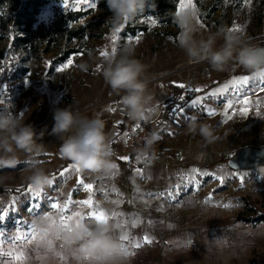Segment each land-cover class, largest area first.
<instances>
[{
	"label": "rangeland",
	"instance_id": "374dc122",
	"mask_svg": "<svg viewBox=\"0 0 264 264\" xmlns=\"http://www.w3.org/2000/svg\"><path fill=\"white\" fill-rule=\"evenodd\" d=\"M97 2L98 0H69L67 8L64 2L52 4L41 11L36 31L30 35L17 30L11 19L19 8L9 9V21L3 28L4 35L0 41V69H3L0 71V88L6 86V91L0 94V98L8 96L13 99L15 105L17 102L22 104L24 116L30 114V109L35 113L41 111L37 118H41L45 113L44 109L51 104H55V110L69 105L73 111L91 108L89 113L95 112L100 117L109 111V107L115 109L121 97L111 99L119 95L113 93L103 79L101 74L103 56L100 54L105 46L108 52L112 51V31L108 23V18L112 13L98 8ZM193 2L198 9L200 21L197 38H207L209 34L216 33L221 27L233 28L234 25H241L245 36L252 39L251 43L264 46V0H248V2L246 0H222V2L210 0V4L203 2L202 4L206 7L205 13H209L210 9H216L210 18L204 14L201 7L196 5L195 0ZM90 3L96 4V7H89ZM78 10H92V12L78 22L65 24L63 16L68 12ZM153 20L156 21L155 25L150 19H141L137 22L146 23L151 27L150 33H140L142 36L139 43L135 41L137 35L128 34L127 26L130 20L123 26L116 41V50H122L127 44L135 45L136 58L146 66L145 76L148 83L172 82L189 87L191 84L199 86L230 75L222 82H231L233 78L248 76L251 84V87L244 85L239 89L231 86L228 92L219 97L205 98L199 107H184L183 113H180L176 120L173 119L169 124L164 123L160 130H188L190 119H186L185 116L195 115L199 122L211 125L213 130H222L223 135L229 130H240L239 143L236 142L234 147L238 144L240 148L264 147V111H257V109L253 111L250 108L254 96L264 97V81L254 80L249 73L233 75L235 71L243 69L236 64H230L225 71H214L207 61H190L186 53L177 46L178 35L171 34V32L179 33L180 29L176 27L168 29L156 19ZM81 24L90 26L88 34L91 36L82 45L83 50L72 54L65 62L56 63L55 61L61 56L68 42L67 40L61 41L47 51V45L44 43L47 41L49 28L55 25H65L71 28ZM156 30L158 33H154ZM25 36L29 38L28 45H22L23 43L19 41ZM129 38H132L131 42ZM223 42V39H218L216 47L222 45ZM36 45L38 46L35 47ZM89 53L95 58L94 60L90 59ZM69 60H72V65L63 68ZM81 63L88 64L87 72L80 70ZM57 68H63V70L56 71ZM229 103L232 104V108L227 107ZM254 104L256 105L255 102ZM203 105L214 110L215 114L208 115ZM245 107L248 111L246 115H243L240 110ZM229 116L231 119L228 118ZM116 125L118 126L117 123ZM254 130H257L258 136ZM231 148L233 147L230 146ZM57 151L55 150V153ZM235 152L236 150L233 149L225 150L224 153L234 155ZM53 158L52 155L47 154L43 158H38L49 173L54 170L51 166ZM239 173L245 174L243 182L238 178L233 184H225L224 187V190L232 194L224 203L229 204L230 207L223 206L221 210V214L229 216V220L224 224L227 229L217 232L218 237L215 241L212 238H202L197 241L216 243L220 250V264H264V221L253 224L245 220L247 217L264 214V165L244 169ZM25 175L23 163L15 169H0V214L5 208L9 213L0 223V227H3L6 233H14L18 228L21 231H28V225L35 217L46 212H57L50 209L45 197H56L61 203L64 202L61 198L60 186L54 182L51 186L43 188L42 198L38 200L30 198L23 191L16 192L17 188L23 189L29 185L24 180ZM13 196L17 197L15 205L11 204ZM37 203L39 207H33ZM54 244L57 248L60 247L59 240H54ZM4 247L5 250L11 247L10 242ZM33 249L34 245H29L25 249L26 259L23 264H52V261L46 258L42 248ZM64 257L63 260L58 257L56 264H73L71 257ZM0 264H13V261L11 257H0Z\"/></svg>",
	"mask_w": 264,
	"mask_h": 264
},
{
	"label": "clouds",
	"instance_id": "9594fccd",
	"mask_svg": "<svg viewBox=\"0 0 264 264\" xmlns=\"http://www.w3.org/2000/svg\"><path fill=\"white\" fill-rule=\"evenodd\" d=\"M154 0H107L112 13L108 18L111 31L120 29L129 20L152 8ZM198 9L177 10L173 14L174 22L180 29L176 38L181 48L192 62L207 61L214 71H225L230 64H236L246 70L254 80L264 81V46L246 42L243 31H231L221 27L207 38H197L200 22ZM218 39L223 44L216 47ZM90 59L95 58L89 53ZM101 74L112 92L121 96L122 110L129 119L143 121L149 119L153 111L148 93L146 66L136 58L135 45L127 44L122 50L110 51L103 56ZM87 72V63L79 65ZM32 109H30L31 113ZM54 125L51 134L58 136L61 158L77 164L81 171L89 173H110L117 169L116 155L112 143L105 132V122L100 116L92 118L79 116L71 105L57 108L53 115ZM24 111L14 112L8 107L0 108V169H15L21 163L25 165L24 180L36 188H45L53 183V176L38 159L45 146L40 143L42 137L32 124L26 122ZM189 133L201 135L206 142L214 139L211 125L198 121L193 115L188 122ZM160 139L157 131L144 137V145L135 148L136 159L150 164L155 158L154 144ZM58 212H46L35 217L33 222L39 236V248L46 258L56 264L59 254L71 257L73 264H129L131 252L126 242L115 234V225L98 221H70L66 227L58 228ZM59 235L60 247L49 239ZM62 245V247H61Z\"/></svg>",
	"mask_w": 264,
	"mask_h": 264
},
{
	"label": "crops",
	"instance_id": "0c3cea01",
	"mask_svg": "<svg viewBox=\"0 0 264 264\" xmlns=\"http://www.w3.org/2000/svg\"><path fill=\"white\" fill-rule=\"evenodd\" d=\"M228 82L212 86L197 97L227 87L228 90L224 92L226 93L233 86L231 82L230 84ZM155 83H148L147 90L151 97L153 112L147 120L162 118L169 103L170 93L164 88L166 83ZM247 85L251 87L250 82ZM122 95L123 93L111 99H118ZM206 98L214 99L216 97ZM251 103L250 108L253 111L256 109L264 111V97L254 96ZM14 107L17 113L24 111V106L18 102L16 105L14 102ZM54 108L55 104H51L44 109L45 113L41 118H37L41 111L36 113L32 111L24 118L27 119V123L36 128L51 118L55 111ZM89 111L91 108L78 109L74 112L87 118L97 116L95 112L89 113ZM233 115L232 113V118ZM177 116L174 115V120ZM101 118L105 122V132L111 143L121 137L125 125L143 124L147 121L129 119L122 110L120 100L115 105V111H107ZM117 121L121 122L118 126L116 125ZM254 131L258 136L257 130ZM158 133L160 139L154 148L156 155L152 163L132 168L127 165L125 168L115 160L118 167L110 173H89L86 171L75 173L70 170L61 177L59 173L73 162L60 157L59 145L62 141L56 135L43 137L38 141L45 146V151L41 152L38 158H43L46 154L54 157L51 163L54 173H51L56 174L53 182L60 186L62 200L65 201L69 194L73 201L84 200L88 197L89 193L82 186H77V179L82 176L85 183L94 185L93 208L98 204L100 210L109 214L111 212L124 214L110 219L109 223L115 225L118 222H126L124 230L130 234V237H135L142 244L139 248L129 247L130 252L134 253L131 254L129 264H220V250L217 244L214 242L199 243L197 240L212 238L215 241V238L218 237L217 232L227 229L224 224L229 220V216L221 214V210L225 200L232 194L224 190V187L225 184H233L234 180L239 178L234 173H239L244 169L234 170L228 164H215V161L219 158L233 156V154H225V150L234 149L237 151L240 149L239 144L234 147L236 142L239 143L240 130L224 132L225 138L222 130H214L215 139L211 143L206 142L198 133L193 135L188 130H159ZM225 140H227L226 143ZM230 146L233 148L230 149ZM55 150H58L57 153ZM193 167L202 171L215 172L217 176L224 175V182L220 183L219 180L212 177L197 176V180L200 181L198 189L184 184L182 189L175 193L176 200L169 199L166 194L161 195L169 190H174V185L180 182V174ZM136 168L143 169L144 174L136 175L134 171ZM210 194L213 199L209 202L206 198ZM117 201L118 203H114ZM70 208L72 211H82L84 214L89 211L88 208L75 205ZM68 213L71 214V212ZM133 220L136 221L135 227L132 225ZM85 221L90 220L85 219ZM120 231L121 229L115 228L116 235ZM145 235L152 240V243H143ZM189 240L191 243H188Z\"/></svg>",
	"mask_w": 264,
	"mask_h": 264
},
{
	"label": "snow or ice",
	"instance_id": "6c2138e0",
	"mask_svg": "<svg viewBox=\"0 0 264 264\" xmlns=\"http://www.w3.org/2000/svg\"><path fill=\"white\" fill-rule=\"evenodd\" d=\"M246 2H248V0H246ZM64 6L66 8L68 7V0H64ZM189 6L192 9H196V6H195L193 0H179V10L187 9V8H189ZM89 7L95 8L96 4L90 3ZM149 19L153 25L156 24L155 20H153L151 18H149ZM197 19L199 21V16H197ZM122 28H123V26H121L120 29H116L111 34L112 52L116 51V41L119 38V33L121 32ZM230 30L231 31H243V26L234 25V27ZM141 36H142V34H139L135 37V41L137 43H139ZM131 39L132 38H129V42H131ZM100 54H101V56L109 55V52L107 50V46H105V49L102 50ZM71 65H72V60H69L68 63L63 66V68L70 67ZM63 68H57L56 71H62ZM0 71H3V69H0ZM248 83H249V77L248 76H241V77L233 78V80L231 81V84L233 86H235L237 89H239L240 87H242L244 85H247ZM178 86L180 88L186 87V85H184V84H179ZM227 90H228L227 87H225L224 89H217V90L208 92L205 94V96H199L195 99H192L190 101V103L186 102L185 106L186 107H199L203 104V101L206 97H217V96L223 95V93ZM4 91H6V86H4L3 88H0V94H2ZM191 91L201 92L203 90L200 88H197V89H192ZM180 99L184 100V96L182 95L180 97ZM3 103H4L3 100H0V105H3ZM245 103H250V102H245ZM203 107L205 110H207L208 115H214L215 114V111L212 109H208L207 105H203ZM227 107L232 108V104L229 103ZM108 110L109 111H115V109L112 107H109ZM149 111H153V109H150ZM183 111H184L183 107H180L179 105H177L175 107L176 115L183 113ZM240 111H241V114L246 115L248 109H247V107H245V108H242ZM225 115H227V111H225ZM185 118L191 119V117H187V116H185ZM228 118L231 119L230 116ZM116 123L119 124L121 122L117 121ZM139 128H140V124L137 123L134 126L133 131L135 132ZM117 135H119V133H117ZM128 135L129 134L127 132L123 133V139H124L125 143H127ZM118 159H120L121 161H128L130 159V157L120 156V157H118ZM70 170L75 172V173L81 172L79 166L77 164L72 163V164H69L66 168H64L59 173V175L61 177H63L65 175V173L69 172ZM134 171H135L136 175H143L144 174V170L140 169V168H136ZM234 174H237L239 176V179L241 180V182H243V180L245 178V174H242V173H234ZM55 176H56V174H53V178H55ZM197 176L212 177L214 179L219 180L220 183L224 182V175L217 176L215 172L202 171L201 169L193 167L192 169L188 170L187 172L180 174V182H178L174 185V190H169L166 193H162L161 195L166 194L169 199L176 200L177 196L175 193H178L182 189V186L184 184L194 186L195 188L198 189L200 186V181L197 180ZM77 186L78 187L82 186V188L86 192L89 193V195L86 199L80 200V201H73L71 199V194H69V197L63 203H61L59 201V198L45 197L48 200V206L50 207V209L56 210L59 213V216H58L59 224L57 225L58 228L66 227L70 221H75V222L79 223V221L85 220V219H88L90 221L94 220V221H98V222L109 223L110 219H113V218L117 217L118 215L119 216L124 215L123 213H116V212H111L109 214L104 210H100V206L98 204L96 205L95 208H93L94 185H93V183H85L82 176L77 179ZM9 191H11V190H9ZM22 191L25 195H28L30 198L37 199V200L42 198L43 189L42 188H36L31 184L27 185L26 188H23V189L17 188L16 189V192H22ZM101 191H103V189H101ZM206 199H207V201L210 202V201H212L213 197L210 194ZM16 200H17V197L13 196L11 199V204L15 205ZM114 203H118V201L114 202ZM73 205L80 206L82 208H88L89 211H87L86 214H84L82 211H72L70 206H73ZM223 206L224 207H230L229 204H224ZM33 207H39V204L37 203ZM14 210L15 209L13 207V211ZM30 211H32V209H30ZM68 212H71V214L66 215V213H68ZM8 215H9L8 210L5 208L3 213L0 214V223H2ZM124 223H126V222H118L115 224L117 229H121V231L118 234L119 238L121 240L127 242L126 244L128 247H131V248L141 247L142 244L140 242H138L135 237H130V234L126 230H124ZM132 225H133V227L136 226L135 220L132 221ZM40 239H43V237L39 236V233L36 229V225L34 222H32L30 225H28V231H21L18 228V229H16V231L14 233H6L3 229V227H0V257H5V256L11 257L13 264H16V262H19V264H23V261L26 259L25 249H27L29 245H34L33 250H39L38 240H40ZM58 239H59L58 234L55 236H52L49 239V245L51 246L52 242L54 240H58ZM8 242H10L11 247H9L7 250H5L4 245ZM143 243H149L150 244V243H152V240L147 235H145L143 237ZM188 243H191V241L189 240ZM61 247H62V245H61ZM130 254H134V253H130ZM59 257L61 260H63L65 258L64 255H62V254H59Z\"/></svg>",
	"mask_w": 264,
	"mask_h": 264
},
{
	"label": "trees",
	"instance_id": "16d2710c",
	"mask_svg": "<svg viewBox=\"0 0 264 264\" xmlns=\"http://www.w3.org/2000/svg\"><path fill=\"white\" fill-rule=\"evenodd\" d=\"M69 1V0H68ZM64 2V0H0V41L3 39V28L8 24V12L9 9L13 7H18L19 10L13 16L12 21L17 30L27 33L30 35L36 31L37 24H38V16L42 10L47 8L48 6L56 3ZM203 2H209L210 0H195V3L198 7L203 9L204 14L207 17H211L213 13L216 12V9H210L209 13H205L204 9L206 7L202 4ZM222 2V0H220ZM97 7L104 9L107 12L110 10L107 7V0H98ZM179 7V0H154V5L152 8H146L143 13L138 14L136 17L132 18L129 21V26H127L128 34L138 35L140 33L146 34L151 32V27L148 24L144 23H137L141 19H149L153 18L156 19L162 26L166 28L176 27L178 26L174 22L173 14L178 10ZM92 10H78V11H71L66 13L63 16V21L65 24L69 22H78L82 18L88 16ZM203 14V17H204ZM90 26L88 25H76L71 28H67L64 26L55 25L49 28L47 32V41L44 45H47V51H50L51 48L59 44L61 41L67 40L68 44L64 46L63 52L61 56L55 61L58 62H65L67 59L71 57L72 54L81 52L83 50V44L89 40L91 37L88 34V30ZM154 33H158L157 30ZM172 35H178V32H171ZM158 35V34H157ZM22 42V45H28L30 43L28 36L19 39ZM75 43V44H74ZM79 44V45H78ZM36 45L35 47H37ZM62 47V45H61ZM248 73L246 70L241 69L240 71H235V74H245ZM227 77H223L207 84L203 85H194L186 86L185 88H180L179 84H174L172 82H168L164 85V88L167 92L170 93L169 96V103L163 113V120L165 124H169L173 119L175 113V107L179 105L180 107H185L186 102L190 103L192 99L197 97L198 95L207 91L210 87L217 85L218 83L226 80ZM200 88L203 91L195 92L191 91L192 89ZM184 96V100H181L180 97ZM120 156H114L115 160L118 161L123 167L127 168V165L130 164L128 161H121L118 159ZM230 158H219L215 161V163H225L228 164ZM131 161V160H130ZM132 162V161H131ZM138 166L135 161L130 165V167ZM130 169V168H129ZM54 173V172H53ZM51 173V175L53 174ZM245 220L249 223H260L264 221V214H259L254 217H247Z\"/></svg>",
	"mask_w": 264,
	"mask_h": 264
},
{
	"label": "built area",
	"instance_id": "2783aa9c",
	"mask_svg": "<svg viewBox=\"0 0 264 264\" xmlns=\"http://www.w3.org/2000/svg\"><path fill=\"white\" fill-rule=\"evenodd\" d=\"M0 100H3L4 102L3 105H0V108L8 107L12 109L14 112H16L15 107H14V101L11 97L5 96V97L0 98ZM163 124H164L163 118L150 119V120L145 121L143 124H140V128L137 129L135 132L133 131V128L135 125L133 124L125 125L123 128L121 137L117 139V141L112 143V147L116 153L115 157L116 156H128L130 157L129 165H131L133 161H135V163L138 166L145 165L146 163L137 161L136 153L134 149L143 147L144 142H145L144 137L154 130L159 132ZM53 125H54V119L52 116L48 122L36 127L35 130L38 134L40 133L43 137H49L53 135L51 134V129ZM125 132L129 134L127 138V143H125L123 139V133ZM157 144H158V141L154 144L153 149L157 146Z\"/></svg>",
	"mask_w": 264,
	"mask_h": 264
},
{
	"label": "water",
	"instance_id": "95a60500",
	"mask_svg": "<svg viewBox=\"0 0 264 264\" xmlns=\"http://www.w3.org/2000/svg\"><path fill=\"white\" fill-rule=\"evenodd\" d=\"M261 165H264V147L240 148L228 161V166L234 170L250 169Z\"/></svg>",
	"mask_w": 264,
	"mask_h": 264
},
{
	"label": "bare ground",
	"instance_id": "6f19581e",
	"mask_svg": "<svg viewBox=\"0 0 264 264\" xmlns=\"http://www.w3.org/2000/svg\"><path fill=\"white\" fill-rule=\"evenodd\" d=\"M246 42L250 41L251 42V38L249 36H245ZM190 64H192V62H190Z\"/></svg>",
	"mask_w": 264,
	"mask_h": 264
}]
</instances>
